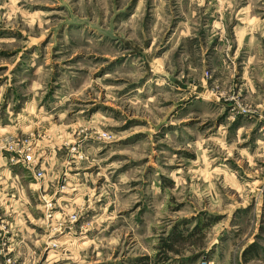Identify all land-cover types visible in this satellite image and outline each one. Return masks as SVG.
<instances>
[{
  "label": "rangeland",
  "instance_id": "rangeland-1",
  "mask_svg": "<svg viewBox=\"0 0 264 264\" xmlns=\"http://www.w3.org/2000/svg\"><path fill=\"white\" fill-rule=\"evenodd\" d=\"M215 242L264 264V0H0V264Z\"/></svg>",
  "mask_w": 264,
  "mask_h": 264
},
{
  "label": "crops",
  "instance_id": "crops-1",
  "mask_svg": "<svg viewBox=\"0 0 264 264\" xmlns=\"http://www.w3.org/2000/svg\"><path fill=\"white\" fill-rule=\"evenodd\" d=\"M222 242V241H221ZM221 242H215L211 245V247L208 248L207 252L212 250V253L209 257H204L203 259L208 262V264H238L234 258L230 255L228 259H226L224 262H221L219 259V252L221 249L224 248V245H222ZM195 256V255H194ZM183 261H180V264H182ZM199 263V262H198ZM201 264V263H199Z\"/></svg>",
  "mask_w": 264,
  "mask_h": 264
},
{
  "label": "built area",
  "instance_id": "built-area-1",
  "mask_svg": "<svg viewBox=\"0 0 264 264\" xmlns=\"http://www.w3.org/2000/svg\"><path fill=\"white\" fill-rule=\"evenodd\" d=\"M41 176V175H40Z\"/></svg>",
  "mask_w": 264,
  "mask_h": 264
}]
</instances>
